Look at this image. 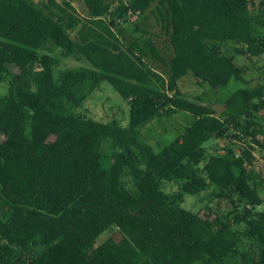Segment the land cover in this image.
Returning a JSON list of instances; mask_svg holds the SVG:
<instances>
[{
    "label": "trees",
    "instance_id": "1",
    "mask_svg": "<svg viewBox=\"0 0 264 264\" xmlns=\"http://www.w3.org/2000/svg\"><path fill=\"white\" fill-rule=\"evenodd\" d=\"M117 1L106 19V0H83L81 15L69 0H0V264H264V209L247 179L253 148L264 151V84L232 91L218 113L177 93L185 76L212 89L244 82L243 68L207 41L238 40L263 54L250 6L264 14V0H159L168 61L148 38L125 44L114 30L153 0ZM62 58L85 64L56 73ZM102 81L129 105L127 126L76 111ZM180 112L192 122L158 152L139 137L147 120ZM230 137L236 152L204 147ZM162 181L186 194L212 184L234 208L197 217ZM111 227L118 236L97 242Z\"/></svg>",
    "mask_w": 264,
    "mask_h": 264
},
{
    "label": "rangeland",
    "instance_id": "2",
    "mask_svg": "<svg viewBox=\"0 0 264 264\" xmlns=\"http://www.w3.org/2000/svg\"><path fill=\"white\" fill-rule=\"evenodd\" d=\"M69 1L76 9L77 14L81 15L84 13L83 0ZM106 2L110 3L111 8L110 13L105 18L110 19L114 16L118 1L106 0ZM157 6L161 8L159 0H153L143 13H127L124 18L120 19L119 25L114 30L125 44L136 42L142 46V40L148 38L166 61H168L172 56V49L163 28L164 26L161 22ZM250 12L252 15L251 25L253 34L260 37L264 43V27L259 24V20L264 19V14L255 4L250 6ZM77 29L78 26L76 29L70 31L71 35H74ZM207 43L209 45H217L223 54L233 57L236 64L244 70V82L230 80L226 86L212 89L207 85L200 86L190 76H185L178 81L177 93L210 105L218 113L232 91L243 86L251 88L257 84H264V53L252 56L246 52V45L238 40L225 42L207 41ZM45 51L53 55H60V49L53 47L51 42L46 43ZM145 60L153 69L159 71L165 78H168L169 70L167 65L162 64L150 55L145 56ZM84 64L85 62L79 58H62L61 64L55 69V72L57 73L63 67H75ZM14 71L16 72V69ZM5 91V83L0 84V94H3ZM76 111L101 122L114 120L123 126H127L129 121V105L106 81H102ZM262 114L263 116L260 114H257V116L258 121L264 126V113ZM191 122L192 117L189 113L180 112L161 119L156 117L151 118L139 125L136 131L144 142L149 144L155 152H158L173 139L179 137L184 128L190 125ZM204 147L207 152L214 154H222L228 150L233 152L238 151L236 141L232 137L209 140L205 143ZM102 150L104 152L108 151V141L103 142ZM252 153L253 160L247 169V179L262 199V203L255 207V209L260 211L264 209V151L253 148ZM128 177L129 170L127 167H124L123 179L126 180ZM127 186L131 188L130 184H127ZM161 186L170 199L175 201V203H179L183 208L192 211L200 218L212 216L216 211L227 212L234 208L225 200L217 197V189L212 184L194 194L182 192L179 189V185L175 182L162 181ZM117 236V229L111 227L103 231L96 240L97 242H102L108 237ZM247 244V241L242 243V251L247 249Z\"/></svg>",
    "mask_w": 264,
    "mask_h": 264
}]
</instances>
